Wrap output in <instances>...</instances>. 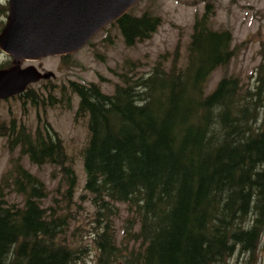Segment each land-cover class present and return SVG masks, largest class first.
<instances>
[{
  "label": "trees",
  "instance_id": "obj_1",
  "mask_svg": "<svg viewBox=\"0 0 264 264\" xmlns=\"http://www.w3.org/2000/svg\"><path fill=\"white\" fill-rule=\"evenodd\" d=\"M210 8L209 2L193 22L183 64L176 51L166 67L168 52L162 53L147 75L125 76L112 93L68 81L16 95L43 108H69L73 95L78 98L75 116L86 118L88 132L80 198L94 207L88 236L96 264H231L237 253L248 255L242 264L256 261L264 229V71L254 90L222 77L205 91L211 72L234 54L231 32L210 27ZM160 24L146 10L109 25L133 47ZM3 135L9 151L20 155L0 179V264H80L91 253L68 238L79 206L62 139L46 121L34 132L13 121ZM22 156L38 167H57L52 205L43 206L48 190L22 166ZM10 192L22 203L9 205ZM119 205L129 215L117 243ZM83 230L75 227L71 235Z\"/></svg>",
  "mask_w": 264,
  "mask_h": 264
},
{
  "label": "rangeland",
  "instance_id": "obj_2",
  "mask_svg": "<svg viewBox=\"0 0 264 264\" xmlns=\"http://www.w3.org/2000/svg\"><path fill=\"white\" fill-rule=\"evenodd\" d=\"M209 2L212 5L209 25L214 30L231 32L234 54L226 65L219 66L211 72L205 91L211 92L222 77L237 79L245 91L254 90L258 71L260 68L264 71V0H139L129 9L130 13L140 15L148 10L161 18V24L150 39L128 47L124 44L118 28L106 25L94 34L84 47L68 55V58L47 56L36 61L21 60V67L34 65L40 71L54 73L53 77L32 83L27 88L41 94L51 85L58 86L68 81H78L96 83L103 92L112 93L116 85H124L125 76L134 81L139 76L147 75L162 53L168 52L166 67L173 62L176 51L178 64H183L193 22L197 16L204 13L205 5ZM6 6L7 9L4 8ZM7 12V0H0V31L4 26ZM7 62H10L11 66L12 58L0 51V68L7 65ZM63 104L43 108L40 104L33 105L30 101L15 96L0 100V135L13 121L17 125L23 124L32 132L46 121L60 136L67 155L72 157L71 165L77 176L74 199L79 210L75 222L71 224L68 238L73 239L78 246L90 249L91 254L80 264H96L93 257L96 250L88 236V232L92 230L94 207L89 198H80L82 194H86L83 189L86 176L81 156L82 147L88 137L86 118L75 116L78 104L76 95L71 98L69 108ZM19 155L18 149L14 152L9 151L7 136H0V179L10 168V159H15ZM20 163L44 182L49 196L43 199V206L52 205V199L58 197L57 188L61 178L57 167L52 165L38 167L26 156L21 157ZM5 199L9 205L22 203L21 196L12 192L8 193ZM118 207L119 215L114 221L113 229L116 233V242L120 243L124 235L123 221L129 213L124 205ZM75 227L86 230L72 236L71 232ZM247 257L248 255L237 253L230 263L242 264ZM255 260L254 264H264V229Z\"/></svg>",
  "mask_w": 264,
  "mask_h": 264
},
{
  "label": "water",
  "instance_id": "obj_3",
  "mask_svg": "<svg viewBox=\"0 0 264 264\" xmlns=\"http://www.w3.org/2000/svg\"><path fill=\"white\" fill-rule=\"evenodd\" d=\"M139 0H8L0 31V51L12 65L0 69V100L23 93L54 76L21 60L66 56L84 47L107 24L116 22Z\"/></svg>",
  "mask_w": 264,
  "mask_h": 264
},
{
  "label": "flooded vegetation",
  "instance_id": "obj_4",
  "mask_svg": "<svg viewBox=\"0 0 264 264\" xmlns=\"http://www.w3.org/2000/svg\"><path fill=\"white\" fill-rule=\"evenodd\" d=\"M16 97V96H15Z\"/></svg>",
  "mask_w": 264,
  "mask_h": 264
}]
</instances>
